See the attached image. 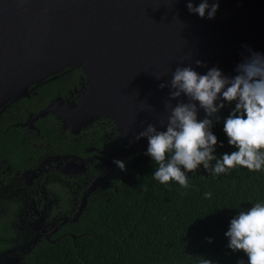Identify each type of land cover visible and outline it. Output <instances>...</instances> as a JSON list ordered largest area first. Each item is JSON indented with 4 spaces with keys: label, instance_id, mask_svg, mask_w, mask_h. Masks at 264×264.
I'll return each instance as SVG.
<instances>
[{
    "label": "water",
    "instance_id": "water-1",
    "mask_svg": "<svg viewBox=\"0 0 264 264\" xmlns=\"http://www.w3.org/2000/svg\"><path fill=\"white\" fill-rule=\"evenodd\" d=\"M201 0H192L198 7ZM213 0H209L211 4ZM188 0H0V110L29 96L48 78L66 69L82 68L88 78L77 102L61 97L32 112L24 125L49 113L68 121L74 130L96 117L114 121L119 150L99 159L104 167L85 189L76 221L99 182L123 171L135 137L153 124L166 130L170 89L159 87L179 67L191 65L200 74L219 68L228 77L249 56L245 45L264 54V0H219L213 19L190 13ZM207 16V12L205 14ZM203 66H197L196 61ZM161 77L159 80L156 77ZM184 102L187 97H181ZM199 107V105L197 104ZM206 116L198 111V120ZM70 164V162H69ZM76 164V163H75Z\"/></svg>",
    "mask_w": 264,
    "mask_h": 264
},
{
    "label": "trees",
    "instance_id": "trees-1",
    "mask_svg": "<svg viewBox=\"0 0 264 264\" xmlns=\"http://www.w3.org/2000/svg\"><path fill=\"white\" fill-rule=\"evenodd\" d=\"M81 74V68L66 69L0 110V157L7 155L24 169L35 161L36 144L49 143L54 151L70 153L102 145L104 128L74 134L83 137L79 143L66 142L64 137L73 135L62 131V121L53 113L36 119L32 131L23 124L31 112L78 88ZM234 107L225 102L218 113L220 120L213 122L218 158L236 150L223 130ZM146 153L147 147L136 143L124 162L125 170L102 179L79 218L56 227L53 241H43L22 264H203L204 259L212 264H238L241 260L248 264L243 251L228 247L225 233L240 211L264 202V169L253 172L237 166L212 175L200 166L194 173H186L189 187L183 188L175 181L161 184L154 179L158 165ZM51 156L68 157L70 168L63 177L69 186L79 188L77 195L102 169L97 160L76 167L77 157L90 155ZM207 192L212 193L211 198H205Z\"/></svg>",
    "mask_w": 264,
    "mask_h": 264
},
{
    "label": "clouds",
    "instance_id": "clouds-1",
    "mask_svg": "<svg viewBox=\"0 0 264 264\" xmlns=\"http://www.w3.org/2000/svg\"><path fill=\"white\" fill-rule=\"evenodd\" d=\"M187 8L200 18L213 19L219 0H213L211 4L209 0H201L198 7L188 0ZM244 47L250 55L237 65L234 77L224 75L217 67L200 74L191 65L178 66L172 72L171 80L159 85L161 89L169 87V101H178L174 106L169 105L166 130L148 124L135 139L147 138L146 154L158 165L154 179L161 184L175 181L188 188L186 173H194L200 166L212 175L227 173L237 166L253 172L264 169V54ZM196 65L203 66L199 60ZM181 97H187L188 102ZM225 102L235 105L224 120L223 130L229 145L236 150L218 158L215 155L218 141L211 129L214 120H220L218 113L225 107ZM200 109L206 114L202 120H198ZM220 146L223 147L222 142ZM113 163L125 170L123 161L114 160ZM204 195L211 198L212 193ZM225 236L231 250L247 255L248 264H264V202L240 211L231 220ZM203 264H212V261L204 259ZM238 264L244 262L241 260Z\"/></svg>",
    "mask_w": 264,
    "mask_h": 264
},
{
    "label": "flooded vegetation",
    "instance_id": "flooded-vegetation-1",
    "mask_svg": "<svg viewBox=\"0 0 264 264\" xmlns=\"http://www.w3.org/2000/svg\"><path fill=\"white\" fill-rule=\"evenodd\" d=\"M87 82L88 78L82 70L79 87H76L73 92L70 91L66 97L61 95L57 98L61 97L64 102H77ZM102 117L104 116L96 117L79 132H74L68 121L58 117L62 121L60 123L62 131L64 133L70 131L73 135L65 136L66 142L75 140L79 143L83 137L74 134L104 128L105 138L102 145H93L89 149L85 147L84 153L54 151L49 143L36 144L39 151L33 153L35 161L31 167L24 169H21L19 163L11 162L7 155L0 157V264H22L26 256L43 241L46 243L53 241L54 230L65 218H70L77 213L83 193L90 184L82 189L80 195H77L76 191L79 188L74 189L69 186L67 177H63L67 175L66 171L70 168L68 157L55 158L56 156L51 155H90L89 157L107 155L102 157L110 158L120 148V142L117 139L118 131L112 119ZM112 123V129H109ZM25 126L28 127V131L36 129L34 123ZM76 159L77 167L80 157ZM94 160L100 161L96 158L90 161ZM101 164L103 168L104 164L102 162ZM62 204H70L71 207L62 213L53 210V207L56 208ZM75 207L78 209L69 213Z\"/></svg>",
    "mask_w": 264,
    "mask_h": 264
},
{
    "label": "rangeland",
    "instance_id": "rangeland-1",
    "mask_svg": "<svg viewBox=\"0 0 264 264\" xmlns=\"http://www.w3.org/2000/svg\"><path fill=\"white\" fill-rule=\"evenodd\" d=\"M53 187H54V186H53ZM69 205H70V204H62V205L59 206V207H56V208L53 207V210H54V211H58V213H62V211H65V210L70 209L71 206H69Z\"/></svg>",
    "mask_w": 264,
    "mask_h": 264
}]
</instances>
